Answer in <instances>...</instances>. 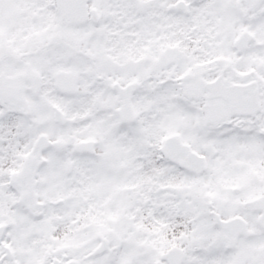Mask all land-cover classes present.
<instances>
[{
	"label": "snow or ice",
	"instance_id": "6c2138e0",
	"mask_svg": "<svg viewBox=\"0 0 264 264\" xmlns=\"http://www.w3.org/2000/svg\"><path fill=\"white\" fill-rule=\"evenodd\" d=\"M0 264H264V0H0Z\"/></svg>",
	"mask_w": 264,
	"mask_h": 264
}]
</instances>
